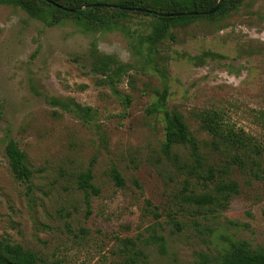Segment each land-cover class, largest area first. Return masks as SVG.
Segmentation results:
<instances>
[{"label": "rangeland", "instance_id": "rangeland-1", "mask_svg": "<svg viewBox=\"0 0 264 264\" xmlns=\"http://www.w3.org/2000/svg\"><path fill=\"white\" fill-rule=\"evenodd\" d=\"M120 23L124 30L73 16L48 24L0 3V238L43 264H128L125 238L152 264L211 263L238 241L264 248V152L260 166L235 169L239 193L225 210L187 201L184 174L162 150V119L149 112L161 79L147 57L165 68L168 107L199 140L210 134L197 113L215 109L264 145V0L173 26L152 51L143 36L153 16L132 11ZM205 52L222 56L201 63ZM95 53L130 64L117 93L91 70ZM9 140L26 153L29 181L11 170ZM89 168L98 194L78 185Z\"/></svg>", "mask_w": 264, "mask_h": 264}, {"label": "trees", "instance_id": "trees-1", "mask_svg": "<svg viewBox=\"0 0 264 264\" xmlns=\"http://www.w3.org/2000/svg\"><path fill=\"white\" fill-rule=\"evenodd\" d=\"M219 0H0L25 10L31 17L48 24L61 22L62 18L73 16L81 22L92 24L101 30L123 29L122 21L132 11L144 13L155 18L154 29L142 38L148 43L149 51L155 44L171 33L176 25L186 24L194 19L213 20L229 10L237 9L244 0H221L218 10L210 14ZM86 6V7H84ZM196 12L179 16L173 13ZM169 13V15H166ZM124 30V29H123ZM222 56L214 52H205L203 57H196L204 62L206 57ZM91 70L102 77L100 82L109 84L118 92L117 82L128 73L130 64L120 62L112 55L94 54ZM152 61V71L160 76L161 87L156 90L157 97L149 107L153 115H160L163 122L162 150L171 164L184 174V191L187 201L198 207L205 206L212 212L225 210L233 196L239 193V184L232 177L235 169L243 170L249 162L260 166L259 157L264 152V145L259 144L243 129L225 120L220 110H201L197 118L201 126L210 134V139L199 140L191 131L184 114L168 107L169 84L164 67L147 55ZM201 62V63H202ZM195 63H198L196 61ZM53 104L67 110L81 111L76 101L63 102L52 98ZM129 103L130 97H124ZM70 105H75L72 107ZM6 155L14 176L29 181L32 169L27 163L26 153L14 140L6 145ZM113 177L118 184H123V177L114 168ZM78 185L88 194L99 193L93 183V172L89 168L78 178ZM200 187V188H198ZM88 196V195H87ZM155 240L164 245V237ZM124 246L130 248L128 264H152L144 251L131 238L123 239ZM0 264H43L42 259L33 251L19 243L0 238ZM205 264H264V248H252L246 241L230 243L228 249Z\"/></svg>", "mask_w": 264, "mask_h": 264}, {"label": "water", "instance_id": "water-1", "mask_svg": "<svg viewBox=\"0 0 264 264\" xmlns=\"http://www.w3.org/2000/svg\"><path fill=\"white\" fill-rule=\"evenodd\" d=\"M220 1H221V0H219L218 3L216 4V6H215L213 9H211V10L209 11L210 14H213V13H215V12L218 10ZM195 13H196V12L173 13V15H175V16H179V15H183V14H195ZM166 15H169V13H166Z\"/></svg>", "mask_w": 264, "mask_h": 264}]
</instances>
